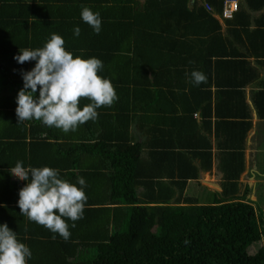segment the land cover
Returning <instances> with one entry per match:
<instances>
[{
  "label": "trees",
  "instance_id": "trees-1",
  "mask_svg": "<svg viewBox=\"0 0 264 264\" xmlns=\"http://www.w3.org/2000/svg\"><path fill=\"white\" fill-rule=\"evenodd\" d=\"M222 1L0 0V117L6 127L0 132L2 173L10 175L9 169L22 161L25 167L58 169L77 187V177L87 184L83 218L75 227L66 221L67 241L20 214L18 193L27 182L5 185L0 225L7 224L29 247L27 264H264V258L252 254L263 228L250 203L217 192L206 199L185 194L181 202L187 179L197 176L191 162L177 164L170 186L163 187L160 175L148 172L151 166L141 159L140 144L130 134L133 121L153 118L146 112L150 106L175 129L184 120L195 122L197 110L200 125L226 124L232 98H220L224 104L213 106L212 82L224 96L237 93L239 111L229 114L240 119L230 123L240 126L241 135L228 140L238 138L232 149L243 153L251 126L243 87L256 74L249 59L264 63V11L257 17L252 12L262 9L264 0H238L231 18H221ZM83 7L100 14L99 34L82 21ZM52 34L64 39L74 58L101 60L99 75L111 81L119 98L112 107L97 109L98 119L75 132L35 120L18 125L15 113L22 73L31 71L35 61L21 65L14 57L20 50L43 47ZM192 71L204 73L207 82L190 83ZM252 97L264 119V85ZM88 103L82 99L81 109ZM179 155H174L177 160Z\"/></svg>",
  "mask_w": 264,
  "mask_h": 264
},
{
  "label": "clouds",
  "instance_id": "clouds-1",
  "mask_svg": "<svg viewBox=\"0 0 264 264\" xmlns=\"http://www.w3.org/2000/svg\"><path fill=\"white\" fill-rule=\"evenodd\" d=\"M81 19L96 34L100 33L102 20L98 12L83 7ZM73 31L79 37L81 29L76 27ZM64 45L61 36L52 34L43 47L20 50L14 57L21 65L35 61L31 71L22 73L23 88L18 92L15 109L18 125L35 120L64 133L75 132L98 119L97 109L112 107L119 99L111 81L99 75L104 67L101 60L74 58ZM189 82L199 86L207 82V77L192 71ZM82 99L89 103L81 109ZM9 172L27 182L18 193L20 214L67 241L71 233L66 221H72L75 227V222L83 218L87 202L85 179L77 177V187L62 179L58 169L25 167L22 161H17ZM31 255L29 247L17 239L7 224L0 225V264H27Z\"/></svg>",
  "mask_w": 264,
  "mask_h": 264
},
{
  "label": "crops",
  "instance_id": "crops-1",
  "mask_svg": "<svg viewBox=\"0 0 264 264\" xmlns=\"http://www.w3.org/2000/svg\"><path fill=\"white\" fill-rule=\"evenodd\" d=\"M239 1L243 2V0ZM261 11H264V7L252 12V15L257 17ZM219 21L222 24V29L225 30L226 27L222 19L219 18ZM251 26L254 27L255 25ZM249 62L250 67L254 68L253 71L256 74L253 80L243 87V96L249 108V119L251 121V126L243 138V153L237 155L234 152L238 149H232L233 145L231 144L238 143V138L233 142L228 140L229 137L234 139L241 135L240 126L230 123L233 120L240 119L229 114L239 111V104L236 103L235 99L237 93L233 92L229 96H224L225 93L218 92L217 90L220 89L212 82L209 85V90L213 96V106L215 103L224 104L220 98L222 100L228 97L232 98V101L227 105L228 113L223 119L226 120V124H221L217 128L213 123V119H211L213 124L210 128L205 123L200 125L202 117L200 110H197L192 114L195 122L188 119L178 123L180 118L178 115L176 120L174 119L179 124L175 129L169 118L160 120L155 113L156 108L150 106L146 112L155 119L152 118L147 123L139 120L133 121L130 126V134L133 137V142L140 144L141 159L151 166L148 172L160 175V178H162V184L160 185L163 187L170 186L169 178L173 174H177V164H183L184 161L191 162V165L196 169L197 176L193 179H187L186 187L181 191V202L186 200L187 196L185 194L200 195L203 199H206L210 192H217L220 197H223L225 193L226 198L223 197L225 199L242 200L250 203L259 218L260 226L263 228L260 241L252 247V254L254 259H263L264 119L258 116L252 95L262 89L264 85V63H258L254 58H250ZM251 73L248 75H251ZM214 80L215 77L212 81ZM204 86L208 85L203 84L202 87ZM138 113H141V111H138ZM243 120H246V118ZM4 125L5 121L0 117V127H3L0 128V132H4L3 129L6 128ZM208 151L210 156L207 153ZM176 154H181L178 156L181 158L177 160L174 156ZM1 168L2 166H0V207H3L6 198L1 195V192L6 191L5 185L11 188L15 183L21 184L23 181L18 180L11 174L2 173ZM203 187L206 188L204 192ZM172 197L174 201V195Z\"/></svg>",
  "mask_w": 264,
  "mask_h": 264
},
{
  "label": "built area",
  "instance_id": "built-area-1",
  "mask_svg": "<svg viewBox=\"0 0 264 264\" xmlns=\"http://www.w3.org/2000/svg\"><path fill=\"white\" fill-rule=\"evenodd\" d=\"M237 4L238 0H223L221 18H231L233 12L237 9ZM204 6L210 10V6L208 4H204Z\"/></svg>",
  "mask_w": 264,
  "mask_h": 264
},
{
  "label": "rangeland",
  "instance_id": "rangeland-1",
  "mask_svg": "<svg viewBox=\"0 0 264 264\" xmlns=\"http://www.w3.org/2000/svg\"><path fill=\"white\" fill-rule=\"evenodd\" d=\"M254 258V257H253ZM251 261V260H250Z\"/></svg>",
  "mask_w": 264,
  "mask_h": 264
}]
</instances>
